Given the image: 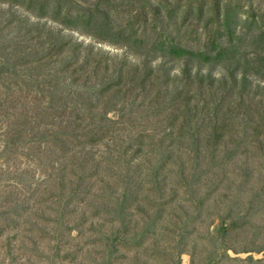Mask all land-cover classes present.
Masks as SVG:
<instances>
[{
    "label": "rangeland",
    "instance_id": "rangeland-1",
    "mask_svg": "<svg viewBox=\"0 0 264 264\" xmlns=\"http://www.w3.org/2000/svg\"><path fill=\"white\" fill-rule=\"evenodd\" d=\"M223 1L264 25V0ZM82 31L0 0V264H264V82L185 86ZM124 64L153 80L117 84Z\"/></svg>",
    "mask_w": 264,
    "mask_h": 264
},
{
    "label": "trees",
    "instance_id": "trees-1",
    "mask_svg": "<svg viewBox=\"0 0 264 264\" xmlns=\"http://www.w3.org/2000/svg\"><path fill=\"white\" fill-rule=\"evenodd\" d=\"M2 2L20 6L39 18L48 16L67 29L80 32L88 30L87 32H91L94 38L110 45L127 48L136 57L152 56L180 64L182 70L179 77L182 82H186L185 86L190 80V86L196 85L198 89L205 83L209 86L214 84L212 79L200 77L199 72L195 73L193 78L191 72L195 65L221 66L226 76L219 80V84L227 92H235L234 90L238 88L245 90L250 84L249 76L264 82V25L260 23L262 20L254 10L244 11L229 1L2 0ZM123 73H126V76ZM153 73V70L141 72L139 67L129 69L124 64L120 65L115 78L117 84L130 82L133 87H143L153 80ZM239 74L242 82L237 80ZM228 80L231 81L229 87ZM125 81L128 82L124 83ZM239 83L241 86H238ZM106 89L108 88L101 94L107 92ZM121 91L122 87H119L115 92ZM183 92L184 90L176 91L175 95L181 96ZM188 102L189 99L183 103L184 113L180 131L194 122L195 115L198 114L195 107L192 110L187 107ZM177 119L178 116H175L171 123L176 124ZM206 124L211 130L209 144L216 146L222 138L220 132L223 129L219 127L220 123L217 120L208 121ZM92 141L93 139L90 142ZM235 227L231 224L230 227H221L217 232L226 236ZM216 252L206 264H217ZM256 263L260 264L258 261Z\"/></svg>",
    "mask_w": 264,
    "mask_h": 264
}]
</instances>
